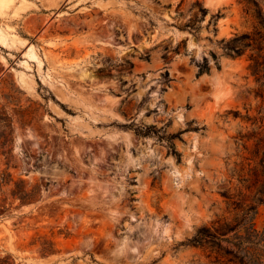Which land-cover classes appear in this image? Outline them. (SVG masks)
<instances>
[{"label":"rangeland","instance_id":"374dc122","mask_svg":"<svg viewBox=\"0 0 264 264\" xmlns=\"http://www.w3.org/2000/svg\"><path fill=\"white\" fill-rule=\"evenodd\" d=\"M258 11L264 0H0V167L41 187L0 212V252L264 264V61L253 74L255 50L226 49L264 34ZM45 239L57 251L41 256Z\"/></svg>","mask_w":264,"mask_h":264},{"label":"trees","instance_id":"16d2710c","mask_svg":"<svg viewBox=\"0 0 264 264\" xmlns=\"http://www.w3.org/2000/svg\"><path fill=\"white\" fill-rule=\"evenodd\" d=\"M199 10L203 13L205 8L199 1H196ZM258 21L264 26V17L260 11L257 12ZM194 24H187L188 27H193ZM248 48L256 51V55L251 57L253 62L250 67L253 74H257L264 61V34L260 29H255L253 33L243 32L234 35L226 43L228 53L232 55H240ZM262 58V61L259 58ZM203 67L201 68V70ZM171 138V137H170ZM169 139V138H168ZM11 138V119L10 116L2 109L0 110V154L4 155L9 162L11 154L10 143ZM171 151L178 155L174 145L170 142ZM41 196V187L37 182H28L22 177H15L9 170L8 166L0 167V212H6L14 207L36 201ZM41 256H47L54 253L57 249L54 247V242L45 239L41 242L38 248ZM0 264H34L27 263L18 259L9 251L0 252Z\"/></svg>","mask_w":264,"mask_h":264},{"label":"bare ground","instance_id":"6f19581e","mask_svg":"<svg viewBox=\"0 0 264 264\" xmlns=\"http://www.w3.org/2000/svg\"><path fill=\"white\" fill-rule=\"evenodd\" d=\"M208 1V3L211 5V6H213V8H215V7H222L223 5H226V4H228L229 3V1L230 0H207ZM207 3V2H206ZM221 32V31H220ZM222 32L223 33H227V28L226 27H223L222 28ZM227 63H229V62H227ZM228 65V64H227ZM224 71V70H223ZM226 71V70H225ZM222 73V72H221ZM220 73V74H221ZM225 73V74H224ZM223 74H224V76L225 75H227L226 74V72H224ZM219 74V73H218ZM216 77H217V75H215ZM216 79V78H215ZM225 80L223 79V76L222 75H218V77H217V79H216V81H214V79H213V84H215L216 86H221V85H223L225 82H226V84L228 85V82H227V80L224 82ZM223 83V84H222ZM215 85H213V87L215 86ZM225 86V85H224ZM219 87H216V88H219ZM223 87V86H222ZM215 88V87H214ZM225 88H227V87H225ZM223 89H224V87H223ZM228 89L230 90V88L228 87ZM217 90V89H216ZM216 90L214 91V92H216ZM219 92H221V91H223L222 90V88L220 89L219 88ZM233 90V89H232ZM226 91V90H225ZM231 92V91H230ZM235 92V91H234ZM216 93H218V92H216ZM221 93H223V92H221ZM226 93L227 94H229V91H226ZM223 94H225V92L223 93ZM223 94L221 95V96H223ZM219 95V93L217 94V96ZM226 95V94H225ZM235 95V93H233V94H231V95H229L227 98L226 97H223L224 99H226L225 101H224V106H230V105H232V103H233V96ZM227 96V95H226ZM219 97H220V95H219ZM223 98H222V101H223ZM188 165V164H187ZM183 168H184V166H183ZM177 169V168H176ZM179 169V168H178ZM189 169V168H188Z\"/></svg>","mask_w":264,"mask_h":264},{"label":"water","instance_id":"95a60500","mask_svg":"<svg viewBox=\"0 0 264 264\" xmlns=\"http://www.w3.org/2000/svg\"><path fill=\"white\" fill-rule=\"evenodd\" d=\"M205 2H207L208 3V1L207 0H205ZM222 26V23L221 22H218V24H217V27L218 28H220Z\"/></svg>","mask_w":264,"mask_h":264}]
</instances>
